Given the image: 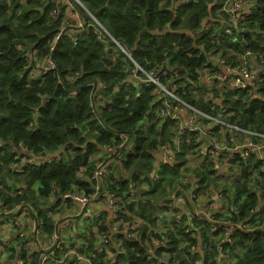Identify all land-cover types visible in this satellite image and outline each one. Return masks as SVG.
Instances as JSON below:
<instances>
[{
    "label": "trees",
    "instance_id": "trees-1",
    "mask_svg": "<svg viewBox=\"0 0 264 264\" xmlns=\"http://www.w3.org/2000/svg\"><path fill=\"white\" fill-rule=\"evenodd\" d=\"M81 1L139 65L150 67L168 61L181 73L194 76V71L205 65L206 54L198 47L201 40L191 36V33L224 0H190L174 11L170 9L171 0H164L163 5L160 0ZM53 7L50 0H0V204L11 209L21 201H32V206L36 208L35 198L30 200L28 194L36 188L38 196L46 199L51 194L52 185L61 192L74 185L88 191L86 178L90 175L91 158L96 154L97 146L108 143L115 133H126L134 144V150L120 164L129 175L126 178H111L106 184L125 203L129 215H122V218L135 215L154 225L159 207L153 198L163 195L169 188L193 144L190 142L181 146L176 157L178 164L164 167L163 172L167 175L164 181L156 183L146 179L150 188L143 194L145 199L139 200L136 205L126 204L130 184L143 183L137 177L151 170L154 159L151 150L167 140L162 138V134L172 124L165 122L157 130L149 115V124L145 128L144 117L149 99L146 95H128L132 86L127 88L122 82L125 78L123 69L129 62L125 55L119 52L115 57H106L105 53L111 51L108 38L98 41L92 30L62 27L63 8L61 15L52 19L48 14ZM248 21L249 29H262L264 9L252 12ZM58 32L61 36L50 52L56 69L37 78L29 77V65L14 48V43L36 49V55L41 57L49 52L53 37ZM259 38L256 36V39ZM261 51L264 52V49ZM69 75L74 76L73 80L66 79ZM90 82L105 86L99 91V95L105 98V105L97 118L88 106L89 96L93 93L92 85H86ZM259 90L258 97L250 98L243 92L225 93L224 114H231L226 120L264 133V82ZM183 91L188 92L187 87ZM181 98L201 112L212 111V105L202 95L194 99L186 93L181 94ZM58 149L66 153L70 151L66 161L44 162L38 167L23 168L18 172L10 168L19 156L28 152L44 154ZM242 167V175L232 188L237 212L228 211L225 219L235 223L245 220L252 230L232 232V243L222 242V248L229 249L231 264H264V215H261L264 206L250 212L259 200L248 187L250 166L243 162ZM81 172L85 176L83 179L79 176ZM260 175L258 183L261 198L264 199V173ZM15 185H20V188L16 189ZM21 189H24L23 195L19 193ZM39 216L44 217L41 211ZM102 217L100 215L99 219ZM199 224V228L208 227L204 220ZM92 226H97L99 231L105 230L104 222L98 224L96 221L89 229ZM146 231L143 228L140 239L136 241L118 235L117 240H123L125 252L118 253L112 264H150L144 248ZM204 234L203 231L202 237L206 239ZM178 236L183 241L189 240L180 231L177 235L169 234L170 250L176 249ZM15 240L20 238L16 235ZM20 253L23 261L29 258V264L39 263V253L33 252L29 257L24 251ZM11 254L14 257L15 251ZM179 258L183 263L190 264L187 259ZM199 259L202 264H207L206 254L202 258L198 253L191 256L192 263Z\"/></svg>",
    "mask_w": 264,
    "mask_h": 264
},
{
    "label": "built area",
    "instance_id": "built-area-1",
    "mask_svg": "<svg viewBox=\"0 0 264 264\" xmlns=\"http://www.w3.org/2000/svg\"><path fill=\"white\" fill-rule=\"evenodd\" d=\"M50 1L54 5L48 14L50 18L53 19L57 15H61L60 10L61 7L63 8L62 27L68 26L81 31L92 30L98 41L108 38L111 51L105 53L106 57H115L119 52H122L128 59L129 62L123 69L125 78L122 82L127 88L132 86L128 95H146L148 97L149 108L144 117L145 128L149 124L147 117L149 115L151 123L157 130H160L165 122L172 124L168 125L162 134V138L167 140L158 143L151 150L154 156L152 168L146 174H140L137 177L139 181H144L146 178L156 180L157 171L162 167L175 166L181 146L189 145L192 142L193 149L202 148L203 150L206 148L205 155L212 161L216 158L223 159L222 157L226 153H230L235 159H238L236 164L239 163L242 166L243 162L248 163L250 166L248 187L254 191L256 197L261 195L258 180L261 181L260 173H264V133L228 122L226 120L228 116L224 114L223 99L225 93L229 92H243L248 98L258 97L260 94L259 88L264 82V52L261 51L264 49V27L260 30L249 29L248 18L252 12L264 9V0H224L212 15L202 20L199 28L193 31L191 36L201 40L198 47L206 54V63L194 71V76L189 73H181L168 61H162L150 67L139 65L121 42L114 39L107 29L88 12L81 0ZM189 1L171 0L170 9L174 11ZM163 3L164 0H160V4L163 5ZM66 17L72 19L74 24L66 25ZM60 36L61 32H58L53 37L49 52L41 57L36 55V49H30L28 45L19 42L14 43V48L23 55L27 66L29 65V77L37 78L43 73L56 69L50 52ZM256 36L260 38L256 39ZM73 78V75L66 77L69 81ZM58 81L61 82V79ZM89 84L92 85L93 93L89 96L88 106L90 112L97 118L101 108L105 105V98L99 95V91L105 86L95 82L86 85ZM184 87H187L188 92L183 91ZM186 93H189L194 99L202 95L204 100L212 105L211 109L214 113L211 110L210 112H201L185 103L181 94L185 95ZM171 128L173 131H170ZM214 130L219 134V138L213 136ZM203 137H206L207 141H202ZM238 137H246V139L238 143ZM251 138L257 139L258 142H254ZM133 150L134 144L128 134L115 133V137L108 143L97 146L90 175L86 178L89 183L88 191L74 185L68 191L61 192L59 188L52 185L49 197L52 201L50 202L53 204L59 202V205L70 204L73 208L69 212H65L58 206L43 211L41 205L34 208L23 201L11 209L0 204V221L6 218L9 227L21 225L14 214L26 217L27 222L32 225L31 232L26 238L17 231V236L21 239L17 248L31 249L33 252L39 253L38 264H112L118 253L125 252L122 245L123 240H119L118 243L116 241L118 235H121L123 239L134 241L141 237V225L135 227L122 221L125 203L123 204L120 197L115 195L105 183L109 167L120 164ZM63 154L64 152L60 149L44 154L28 152L19 156L18 161L12 163L10 168L12 171L18 172L23 168L38 167L44 162L60 160ZM249 158H251L250 162ZM183 169L184 165L182 164L176 177ZM131 186L132 184L129 187ZM15 188L18 189L17 185ZM128 193L126 204L133 203L135 198L131 190ZM98 200L104 204L105 214L103 215L105 216L101 219H99L101 212L91 214L87 210L90 203ZM253 210L258 211L257 206L250 209V212ZM40 211L44 217L39 216ZM228 211L236 213V205ZM166 216H169L167 221L171 222L166 230L176 235L177 231H180L189 240L183 241L185 249L179 247V251H174L168 247L166 236L159 234L156 239L148 241V243L145 242V239L144 248L147 260L154 258L161 264H185L179 258L182 257L187 259L190 264H202L201 259L194 263L191 261V256L196 253L201 255V258L205 255L203 251L197 249L196 242H194V239L197 241L199 238L198 232L174 213H167ZM85 220H89L88 224L96 221L98 224L104 222L105 230L103 229L99 233L97 226L92 227L93 235L90 238L89 231L82 232L79 229ZM225 220L224 223L216 226L217 231L223 234L221 242L231 244L230 234L232 232L252 230L245 220H240L238 223L232 222L228 218ZM200 222L196 223V226ZM0 224H4V222H0ZM74 230L75 232H73ZM90 239H92V243L89 241ZM1 244L7 246L5 242H1ZM220 250L227 254L230 253L229 249H223L222 245ZM104 255L105 257H103ZM222 257L225 259L223 264L232 263L231 256L228 255L219 257V260H212L211 264H217L218 261L223 260ZM29 260L27 258L26 261H17L16 264H29Z\"/></svg>",
    "mask_w": 264,
    "mask_h": 264
},
{
    "label": "crops",
    "instance_id": "crops-1",
    "mask_svg": "<svg viewBox=\"0 0 264 264\" xmlns=\"http://www.w3.org/2000/svg\"><path fill=\"white\" fill-rule=\"evenodd\" d=\"M68 19L70 21H73L70 18H68ZM230 115L231 114H227V116H230ZM213 136L219 138V134L217 133L216 130L213 131ZM244 139H246V137H238L237 142L241 143L242 140H244ZM251 140H253L254 142H258V140L255 138H251ZM202 141H204V142L207 141V138L203 137ZM60 150L64 152L63 149H60ZM193 150L196 151L197 149L194 148ZM193 150L188 152L185 156V161L183 163L184 169L178 174L177 177L175 175L176 178L174 177L172 180V182H176L178 184L188 186V190H183L181 188L176 190L178 192L177 195L183 196L184 198L182 200L178 201V203H177V199L168 198L169 203L164 202V204L167 205V207L164 206V208H167L166 211L156 212V214H155L156 222L154 225H150L144 219H142L138 216L137 217L141 221V230L143 228L147 229L145 242L148 243V235H150L152 232L158 233L161 236H166V237L169 234H171V232L166 230V227L171 225V222L167 221V216H166L167 213H174L175 216H179L184 222L188 223L192 229H194V230H196V232H198L199 238L196 241L195 245L199 251H203L206 254L207 264H211L213 258L216 256L217 257H221V256L227 257L228 255H230V253L227 254L224 251L220 250V247L222 245L221 241L223 239V234H221V232H217L216 226L218 224L224 223L226 221L225 215H226L227 211L235 205L233 203L234 194H233L232 188H233L234 184L236 183L237 179H239L241 177L242 172H243V167L239 163L238 164L235 163V162H237L238 159H235L230 153H226L222 157L223 159L216 158L213 161L208 159L205 155L206 154V148L203 150H202V148L201 149L199 148V151H198V155H199L198 160L199 161H198V163H195L192 159H190V157L195 156V154L190 155V153ZM93 161H94V157L91 158V163ZM178 163H179V161L175 162V164H178ZM113 166L114 165L110 166L109 169L111 170ZM163 169H164V167L160 168L157 171L158 177L156 180H150V179L149 180L156 182V183H158L160 181H164L165 180L164 177H166L167 175L163 172ZM146 179H148V178H146ZM146 179L142 183V185H146V189L143 190L141 196H135L134 202H133V203H135V205L137 204V202L139 200L145 199V196L143 194H145V191H147L150 188L148 180H146ZM221 180H224L225 183L230 184L229 190L227 193V197H226L228 199V201H226V203L224 204L225 206H227V208L220 210V212H222L221 215L220 214H214L212 219H208L207 214L209 213V208L205 205L199 206L198 201H200L201 199H204L208 202L213 198H221L223 195L222 191H219V192L216 191L215 192L209 186L212 182H218ZM17 187L20 188V185H17ZM19 193L21 195H23L24 189H21L19 191ZM28 196H29V198H33L34 196H37L34 199V203L36 206L41 205L43 208V211L55 208V207H51V208L43 207L42 204L46 201V199L38 196L37 194H35V195L28 194ZM49 197H47V198H49ZM257 197L259 199L258 204H257V210H259V209H262L264 206V199L261 198L260 194L257 195ZM242 199H243V197L241 198V200ZM153 201H154V199H153ZM40 202H42V203H40ZM179 202L181 205H178ZM58 203L59 202H56L55 205H58ZM49 204L51 206L54 205L53 202L49 203ZM155 205H156V203H155ZM87 210L91 214H96V213L101 212L100 215L103 217L105 216V215H103V214H105L104 204L102 206L100 204H95L93 206L92 210H90L88 208H87ZM69 211L65 210V212H69ZM126 215H129V213H127ZM261 215H264V213H262ZM215 216H217V217H215ZM6 220H7L6 218L1 219L0 222H4V224L0 225V230L2 229V227H5V229H3L4 231L8 230L7 227H9V226H8V223L6 222ZM18 220L20 221L21 225L19 226L17 231L21 232V234L23 235L24 233H22V230L24 229L25 226H27V228L29 229V233H30L31 232L30 228L32 229L31 223L27 222L28 220H26V219H21L20 217L18 218ZM202 220H204L208 223L207 228H204V226H202V228H198V227H200V224H197V226H196V223H198ZM85 221H87V220H85ZM85 221L83 222L81 227H79V229L82 232L89 230V234H90V232L92 233V228L89 229V227L93 223L92 224L87 223V225H85ZM92 227H95V226H92ZM209 229H211V238L212 239L209 238ZM141 230H140V232H141ZM76 231H77V229H76ZM203 231L205 232L204 235H205L206 239L202 237ZM73 232H75V230ZM98 232H99V229H98ZM92 235H93V233H92ZM7 240L8 239L0 240V241L5 242ZM167 241H168V247L172 248V246L169 245L168 239H167ZM179 243H180V239H178V242L176 244V249H174V251H179ZM17 247H18V245H17ZM19 250L24 251L26 253L27 257H29L33 253V252H28V251L23 250V249H19ZM103 257H105V255ZM13 258L15 259V261L12 264H16L17 259H20V261H21V258H22L21 253L19 255L15 252V256ZM115 260H116V257L113 259V262H115ZM149 262H150V264H161V262L159 260L154 259V258L150 259Z\"/></svg>",
    "mask_w": 264,
    "mask_h": 264
},
{
    "label": "rangeland",
    "instance_id": "rangeland-1",
    "mask_svg": "<svg viewBox=\"0 0 264 264\" xmlns=\"http://www.w3.org/2000/svg\"><path fill=\"white\" fill-rule=\"evenodd\" d=\"M65 20H66L65 21L66 25H73L74 24L73 21H70L68 19V17H66ZM197 119L198 118L196 117V120ZM204 124L206 125V123H204ZM170 131H173V128H171ZM190 151H188V152H190ZM198 151H199V149H197L196 151L193 150L190 153V155L195 154V156L190 157V159H192L195 163H198V161H199L198 160L199 159ZM69 153H70V151H67V153L64 151L63 157L61 159H65L64 161H66L68 159ZM108 172H109V174H108L107 178L105 179V183L110 182L109 180L111 178L120 179V178L128 177V175H129V172L126 171L121 166V164H114V166L112 167L111 170L108 169ZM79 176L81 178H85V176L82 174V172L79 173ZM209 186L215 192L216 191L217 192L222 191V193H223L221 198H213V199H211L208 202L206 200H204V199H201L200 201H198L199 206L205 205V206H207L209 208V213L207 214V218L208 219H212L214 214H220L221 215L222 212H220V210L227 208V206H225L224 204L226 203V201H228V199L226 197H227V193H228L230 184L225 183L224 180H221V181H218V182H212ZM169 187L170 188H167L163 195L153 198L154 202L156 203V206L159 207V209H157L156 212H164V211H166L167 208H164V206L167 207V205H165L164 202L169 203V199L168 198L177 199V203H178V201H180V200H182L184 198L183 196H178L177 195V193H178L176 191L177 189L181 188L183 190H188V186H184V185L178 184L176 182H172V181L170 182ZM145 189H146V185H142V184L133 185L132 184V186L130 187L129 190H131L134 193V196H141L143 190H145ZM31 194L32 195H35V194L39 195L38 191L36 190V188H34V191ZM35 197H37V196H34L33 198H35ZM33 198H29V199L31 200ZM24 201H27V200H24ZM50 201H52V199L46 198V201L42 204L43 207L51 208V207L58 206L61 209L66 210V211H69V210H71L73 208L70 204H66V205H59V204L55 205L54 204V205L51 206L49 204V203H51ZM25 203L28 206H32V201L25 202ZM95 204H100L102 206L103 202L98 200V201H95L93 203H90L89 206H88V209L92 210V208H93V206ZM178 205H181L180 202H179ZM124 212L125 213L123 215H126L128 213V211H127V209L125 207H124ZM14 216L17 217V218L20 217L21 219H26V217L22 216L21 214L20 215L14 214ZM168 217L169 216H167V218ZM122 221L130 223V224H132L135 227L137 225H141V221L135 215L128 216V219L122 218ZM87 223H89V220L85 221V225H87ZM0 225H2V224H0ZM18 228L19 227H17V226L16 227H7L8 230L4 231L3 229H5V227H2V229L0 230V240L8 239L7 241H5V243H7V246L6 245H2L1 241H0V264H12L15 261V259L13 258V255L11 254V252H13V251H15L17 254L20 255V250L18 248H16V247L20 243L21 240H15ZM99 232H101V231H99ZM22 233H24L23 236L25 238L30 234L29 233V229L27 228V226L24 227V229L22 230ZM157 235H159V234L155 233V232H152L150 235H148V241L156 239ZM89 236L91 238L92 234H89ZM209 238L212 239L211 238V229H209ZM178 239H180L179 247L185 249L183 240H181L180 236H178ZM90 241L92 243V239H90ZM116 241H117V243L120 242L119 240H116ZM26 251L33 252L31 249H28ZM222 259L223 260L218 261L217 264H223V261L225 263V259L223 257H222ZM213 260H219V257L216 256V257L213 258ZM17 261H20V259H17ZM21 261H23V260L21 259Z\"/></svg>",
    "mask_w": 264,
    "mask_h": 264
},
{
    "label": "water",
    "instance_id": "water-1",
    "mask_svg": "<svg viewBox=\"0 0 264 264\" xmlns=\"http://www.w3.org/2000/svg\"><path fill=\"white\" fill-rule=\"evenodd\" d=\"M40 11H42V9H39Z\"/></svg>",
    "mask_w": 264,
    "mask_h": 264
}]
</instances>
